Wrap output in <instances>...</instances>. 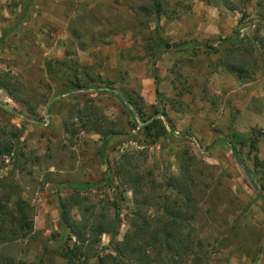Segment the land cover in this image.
Returning a JSON list of instances; mask_svg holds the SVG:
<instances>
[{"label":"rangeland","instance_id":"obj_1","mask_svg":"<svg viewBox=\"0 0 264 264\" xmlns=\"http://www.w3.org/2000/svg\"><path fill=\"white\" fill-rule=\"evenodd\" d=\"M153 2L0 0V80L13 94L0 88L7 94L0 99V238L20 235V222L32 224L24 237L0 239V258L70 264L55 243L58 199L86 182L95 185L80 190L71 214H117L113 243L145 221L153 264H264V59L262 49L246 45L247 38L264 42V0H155L158 26ZM181 26L189 30L184 40L171 33ZM238 26L237 45H223ZM158 35L170 46L191 43L155 58ZM222 59L245 61V77L224 79L230 85L219 88ZM169 61L170 80L158 84L157 94L151 69L155 63L165 74ZM152 117L176 137L151 144L143 125ZM93 127L121 132L106 154L116 174L112 186L103 181L107 167ZM258 131L254 142L239 143ZM223 140L234 141L236 155ZM53 209L50 224L43 212ZM170 223L185 241L169 249L160 241ZM109 239L103 234L101 245L111 251ZM187 244L189 252L182 251Z\"/></svg>","mask_w":264,"mask_h":264},{"label":"trees","instance_id":"obj_2","mask_svg":"<svg viewBox=\"0 0 264 264\" xmlns=\"http://www.w3.org/2000/svg\"><path fill=\"white\" fill-rule=\"evenodd\" d=\"M155 10V16H156V25L158 26L159 20V8H158V3L153 2L152 6ZM245 15V14H243ZM240 26H238L234 31L233 38H225L224 39V44H229L230 46H236L240 37ZM158 39L160 40L159 43V49L156 53V57L161 56L162 53L168 51L170 47L172 48H177V47H185L187 44L191 42H182L180 44H174L170 46L168 43H166L161 36L158 35ZM254 43V44H253ZM247 47L250 48L251 45H256L258 48L262 49V57L264 59V42L261 39L258 38H247ZM250 51H253L250 49ZM245 62V61H244ZM244 62L243 60L239 59V62H232V61H224L223 59L219 63L225 69V71L231 75H233L237 80L238 79H243L244 76ZM255 62V61H254ZM154 82L157 85L156 87V92L158 94V84H159V79H158V74L155 68V63L153 64V67L151 69ZM77 87V86H75ZM0 88H2L10 97H13V94L11 92V89L9 86L0 80ZM101 89V88H100ZM103 89V88H102ZM105 91V90H103ZM128 102L130 105L133 106L135 109L138 117L143 121L146 122L148 119L143 117V111L141 107L137 104V102H132L130 98H127ZM165 117H167V120H170L168 118L167 113L165 114ZM160 118H155L152 117L150 118V121L146 124L143 125L144 129V134L145 137H147L150 140V143L153 144L156 139L159 137H176L174 135V132L168 131L165 129V127L161 124V122L158 120ZM65 125V124H64ZM84 127V126H83ZM66 128V126H65ZM67 129V128H66ZM90 131L92 130L93 132L99 133L101 135V146L99 149V155L102 160V162L106 165V172L103 181L109 185L112 186L114 185L113 183V178L114 176V169L112 170V165L110 160L107 157V150L110 144V140L116 136L119 135L121 132H117L115 130H106V131H101L100 129L98 130L97 127H93L92 129H89ZM80 131H87L85 130V127L83 130ZM258 133V134H257ZM256 134H252L251 137L246 138L245 140H239V143L245 144L248 141L254 142L255 137L259 136L260 131H258ZM189 135L188 133H183L180 134L179 137L182 136H187ZM255 135V136H254ZM253 136V137H252ZM218 141V140H217ZM220 142V141H219ZM223 143L227 147L231 149V153L233 155H236L237 151L235 149V146L233 145L234 141H226L223 140ZM4 153L9 154L11 152V148L5 147L4 148ZM236 162L242 172L249 178V181L253 188L258 191V188L255 184V182L250 179V172L247 166L240 160L236 159ZM122 166H118L117 171V177H119V172L122 171L121 169ZM132 180L137 183L140 182V178H135L133 177ZM134 183V184H135ZM133 184V185H134ZM94 183H80V184H75L72 188L73 193L69 194V197L67 200H63L61 198L58 199V213H59V229H60V234H58V239L55 241L56 243V248L58 254L65 259L68 263L70 264H89L90 260H94L95 264H126L123 259L127 258L129 261H137V264H153V261L155 259L154 257H151L150 254H152V250L150 247V250H148V246L150 245V232H147V225L146 222H138L136 221L133 229L125 232L121 240H118L117 242L113 243L114 240V235L116 233V225H117V214H114L112 217L109 216V214L103 213L101 217H82L80 219H76L72 214L71 210L73 206L78 205V200L77 196L80 194V190L82 188L84 189H89L91 188ZM170 183L167 182L165 184L166 187H170ZM134 190V189H133ZM117 199L120 200L121 198V192L117 193ZM113 208L118 207V202H115ZM24 208L20 207L19 208V215H20V220L23 221L24 219V214H22V211ZM87 210H89L87 208ZM93 215V213L91 214ZM23 216V217H22ZM173 225L172 223L167 225H164L162 229H164V232L162 233V240L160 241L161 245H167L168 248L170 249L172 247V244L174 241L177 243L183 244L182 241H185L182 238H177L176 237V231H174L173 228H171ZM18 229H24L23 231L20 232V235H15L12 233V235L7 236V234H4L1 236V240L4 242L7 241H14L19 237H24L28 234V232L32 228L31 222L23 221L20 222L19 226L17 227ZM1 229V228H0ZM8 232V231H7ZM103 234H108L110 235L109 239V245L110 249L108 246H102L101 245V237ZM154 241V238L151 240ZM43 244V249L42 253L40 254V258L43 256L44 250H46V246ZM101 245V246H100ZM151 246V245H150ZM185 246V245H184ZM148 248V249H147ZM190 245L187 244L185 248L182 250H187L186 252H189ZM168 250L167 248H165ZM184 254V253H182ZM181 250L179 251V254L177 256H181ZM158 257H160L157 254ZM161 258V257H160ZM0 264H15L14 260L12 258H9L8 256L2 255L0 258Z\"/></svg>","mask_w":264,"mask_h":264},{"label":"crops","instance_id":"obj_3","mask_svg":"<svg viewBox=\"0 0 264 264\" xmlns=\"http://www.w3.org/2000/svg\"><path fill=\"white\" fill-rule=\"evenodd\" d=\"M161 22V21H160ZM160 25V24H159ZM170 25H172V24H170ZM179 31H180V34H178V33H176L175 31H174V29H172V31H171V33H174V35H178V36H181V38L184 40V39H186V35L188 34V29L187 28H184V26H181V28L179 27V29H178ZM4 32L6 33L7 32V29L6 30H4ZM187 33V34H186ZM167 52V51H166ZM166 52H164V53H166ZM164 53H162L161 54V56L163 57V54ZM161 57V58H162ZM165 67H164V71L166 72L165 74L163 73V72H160V71H158V79H159V85L161 84V86L166 82H164V80H170V76L169 75H167V67H170V65H172V62H168V63H166L165 62ZM167 66V67H166ZM163 70V69H162ZM169 77V78H168ZM231 78V80L233 79V81H234V76L233 75H231V74H229V73H227V72H223L222 73V76L220 77L219 76V81H218V84H219V88H222V87H224V86H226V85H230V83L231 82H228L227 84H224V82H223V80L224 79H230ZM147 80H149L150 81V78L149 79H147ZM169 83V82H168ZM153 84H154V88H155V90H156V87H155V82H154V80H153ZM217 84V85H218ZM158 85V86H159ZM164 86V85H163ZM169 86V85H168ZM170 87V86H169ZM160 88V87H159ZM158 88V89H159ZM165 88V87H164ZM7 96V94L5 93V92H3L2 90L0 91V99L1 98H3V97H6ZM148 104L151 106L152 104H151V102L149 101L148 102ZM169 109H171L170 107H169ZM167 115H168V117L170 116V118L172 117L171 116V113L170 112H168L167 113ZM211 136L213 137V135L211 134ZM44 207V206H43ZM45 207H46V205H45ZM44 207V208H45ZM46 209H48V206H47V208ZM56 209H53L52 211H51V215H48V214H46V211L47 210H45V212H43L44 213V216H45V218H46V222L47 223H50V224H52L54 221H55V218H53L54 217V211H55ZM56 220H58V223H59V217H57V219ZM57 223V224H58ZM36 225V224H35ZM35 225L33 226V229H34V227H35ZM43 244H45L44 246H46L47 247V244H46V242H44ZM43 244H41V246H40V251H41V253H42V249H43ZM39 251V252H40Z\"/></svg>","mask_w":264,"mask_h":264},{"label":"water","instance_id":"obj_4","mask_svg":"<svg viewBox=\"0 0 264 264\" xmlns=\"http://www.w3.org/2000/svg\"><path fill=\"white\" fill-rule=\"evenodd\" d=\"M102 89V88H101ZM106 89H109V88H106Z\"/></svg>","mask_w":264,"mask_h":264}]
</instances>
